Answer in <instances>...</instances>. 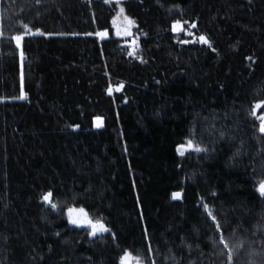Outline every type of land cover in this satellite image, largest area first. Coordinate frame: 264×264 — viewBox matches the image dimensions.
Listing matches in <instances>:
<instances>
[{
	"label": "trees",
	"instance_id": "trees-1",
	"mask_svg": "<svg viewBox=\"0 0 264 264\" xmlns=\"http://www.w3.org/2000/svg\"><path fill=\"white\" fill-rule=\"evenodd\" d=\"M261 100L264 0H0V264H264Z\"/></svg>",
	"mask_w": 264,
	"mask_h": 264
},
{
	"label": "snow or ice",
	"instance_id": "snow-or-ice-1",
	"mask_svg": "<svg viewBox=\"0 0 264 264\" xmlns=\"http://www.w3.org/2000/svg\"><path fill=\"white\" fill-rule=\"evenodd\" d=\"M112 2V0H104V3L108 4ZM115 3H119L120 0H114ZM124 13V9L121 8L120 9V14L121 17H123L124 22L126 23V27L121 26L120 24H118V20H113V25L116 26V33L117 35H121L123 33V35L125 37L128 36H132V32H131V28L134 25V21H132L131 19H128L127 17L123 16ZM184 23H187V21H184L183 23L180 20H176L172 23V31L174 33H180L182 31H185L184 29ZM192 28H195L196 25L195 24H190L189 25ZM25 31H31L28 28V25H23ZM33 35H44L43 32H40L39 30L33 32ZM89 35H91V33H89ZM97 35L101 38H104L107 33L106 32H99L97 33ZM188 35L190 36L191 33L189 32ZM12 40L14 41L15 44V48L17 50H19V55H20V63H21V72H20V81H21V91H20V99H25V93L23 91V82H24V73H23V60H24V51H23V45L25 42V35L24 34H18L12 37ZM198 40L200 43H204V44H208L209 41L207 40V38L205 36H200L198 37ZM189 41L186 40H181L180 43H188ZM210 46V45H209ZM129 47L131 48H135V41H133V43L131 45H129ZM132 52H129V55H132ZM118 90V89H117ZM109 94H111L112 89H109ZM260 109H264V100H261L260 102L255 103L254 105H252V110H251V115L259 121V132L261 134V136H264V115H257V111ZM97 121V127L100 126V118L97 117L96 118ZM221 138H223L224 133L221 132L220 133ZM176 151L181 155V156H185L187 152H202L204 151V149L198 147V146H194L193 142L191 139H189L187 141V144H181L179 146H177ZM257 191L260 195V197L264 198V181H260ZM172 199L173 200H179L182 197L181 192H173L172 194ZM52 197H53V193L51 191L47 192L46 194L43 195L42 200L45 204L49 205L51 207L52 210H56L58 205L56 203L52 202ZM204 211L207 215V217L209 219H211L212 224L215 225V231L216 232H220L221 231V226L217 220L216 215H214L210 210H209V205L207 203H205L203 205ZM67 218H68V223L71 225H74L76 227H84L89 229L88 235L89 237H96L98 234H104V233H108L110 231V229L105 225V223L102 220H93L91 218H89L88 214L85 212V210L83 208L80 209H76L73 207H69L67 210ZM57 235H59V233H57ZM113 239H115V237H113ZM219 243L224 245L225 248L229 247L228 242L225 240V238L223 237V235H221L220 239H219ZM240 245L238 244L237 247H239ZM148 251L151 252V246L149 245ZM228 264H233V256L232 253L229 252L228 254ZM119 264H134V257L132 256V254L128 251H125L123 253V255L120 257V261ZM135 264H139V255L135 258ZM153 264H155V262H153Z\"/></svg>",
	"mask_w": 264,
	"mask_h": 264
},
{
	"label": "rangeland",
	"instance_id": "rangeland-1",
	"mask_svg": "<svg viewBox=\"0 0 264 264\" xmlns=\"http://www.w3.org/2000/svg\"><path fill=\"white\" fill-rule=\"evenodd\" d=\"M120 9H121V7L118 8V11H117V13H116L117 15H116L115 20H118V24H120L121 26L126 27L127 25H126V23L124 22L123 17H121ZM123 16H124V17H127L128 19H130V18H129L128 16H126V14H124V13H123ZM133 27H134V25H133L132 28H131V32H132V30H133ZM119 36L125 37V36L123 35V33H122L121 35H119ZM128 37H131V36H128ZM128 37H125V38H128ZM131 44H132V43H131Z\"/></svg>",
	"mask_w": 264,
	"mask_h": 264
},
{
	"label": "water",
	"instance_id": "water-1",
	"mask_svg": "<svg viewBox=\"0 0 264 264\" xmlns=\"http://www.w3.org/2000/svg\"><path fill=\"white\" fill-rule=\"evenodd\" d=\"M121 1V0H120ZM112 2H114V0H112Z\"/></svg>",
	"mask_w": 264,
	"mask_h": 264
}]
</instances>
